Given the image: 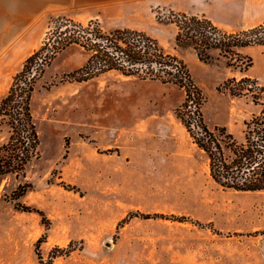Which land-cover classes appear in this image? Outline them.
<instances>
[{"label":"rangeland","instance_id":"1","mask_svg":"<svg viewBox=\"0 0 264 264\" xmlns=\"http://www.w3.org/2000/svg\"><path fill=\"white\" fill-rule=\"evenodd\" d=\"M171 17L165 11L124 18L186 56L206 96L208 127H227L243 141L244 121L261 106L251 95H231L224 83L249 75L264 85V46L242 50L253 59L247 72L228 66L217 51L204 63L176 46ZM64 18L88 23L47 17L44 41L65 37ZM100 24L106 31L126 26L114 18ZM86 59L83 48L69 45L35 84L38 152L24 174L0 178V264H40V256L54 264H264V190L214 182L207 156L176 116L184 90L119 71L73 80L69 74ZM24 62L14 69L0 64V103ZM9 136L8 118L0 115V145ZM24 183L32 188L20 200L42 210L47 222L15 207L13 192Z\"/></svg>","mask_w":264,"mask_h":264},{"label":"trees","instance_id":"2","mask_svg":"<svg viewBox=\"0 0 264 264\" xmlns=\"http://www.w3.org/2000/svg\"><path fill=\"white\" fill-rule=\"evenodd\" d=\"M171 13L168 22L177 26L176 46L192 48L201 62L211 63L213 52L217 51L219 56L227 59L228 66L247 72L253 66V59L242 50L264 46V23L230 32L205 15ZM64 19L66 29L61 34L65 37L59 40L47 38L25 60L1 100L0 115L8 118L10 136L7 142L0 145V178L24 174L27 165L36 156L40 139L31 108L35 84L55 56L75 44L86 51L87 59L82 67L69 74L73 80L87 81L110 71H119L126 76L174 84L183 89L185 98L176 109V116L193 142L207 156L214 182L224 189L239 192L264 190V85L258 79L247 75L240 79L233 77L224 83L231 95H251L254 104L261 106L258 113L244 121V140L239 141L227 127H208L202 112L206 101L203 90L194 81L185 61L167 52L157 38L132 28L106 31L98 20L84 24L72 18ZM158 20L161 21L159 17ZM192 104H195V110L189 109ZM31 188V183L17 187L13 192L15 207L21 211L37 212L47 222L42 210L20 200ZM144 216L152 217L151 214ZM154 216L166 217L163 214ZM179 218L186 220L184 216ZM40 264L54 262L51 258L44 260L40 256Z\"/></svg>","mask_w":264,"mask_h":264},{"label":"crops","instance_id":"3","mask_svg":"<svg viewBox=\"0 0 264 264\" xmlns=\"http://www.w3.org/2000/svg\"><path fill=\"white\" fill-rule=\"evenodd\" d=\"M165 11L205 15L230 32L264 23V0H0V64L6 62L14 69L37 50L49 29L47 17L72 16L88 22L114 18L126 25L123 28L145 31L146 27L128 22L124 17L148 14L154 17ZM169 25L172 36H176L175 24ZM179 50L194 51L192 48ZM171 54L183 60L186 57Z\"/></svg>","mask_w":264,"mask_h":264}]
</instances>
